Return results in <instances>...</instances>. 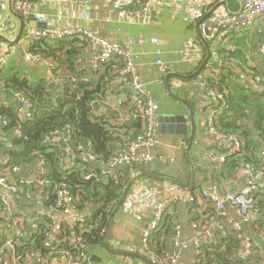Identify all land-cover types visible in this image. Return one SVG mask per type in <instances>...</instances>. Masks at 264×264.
<instances>
[{
	"label": "crops",
	"instance_id": "obj_1",
	"mask_svg": "<svg viewBox=\"0 0 264 264\" xmlns=\"http://www.w3.org/2000/svg\"><path fill=\"white\" fill-rule=\"evenodd\" d=\"M79 1H84V4H79ZM114 1L115 0H67L64 2L62 0L52 2L48 0H30V3L32 7L31 13L33 15L43 14L51 25L60 27H65L70 24L77 25L90 30V32L96 36L117 42L121 45L130 40H134L135 43L132 45V51L135 54L138 75L159 104L158 116H171L173 114L187 116L186 135L160 134L158 131L160 122L158 120V143L150 148L142 149L140 152V155H149L153 160L147 163H139L141 167L136 170L140 172L143 171L149 175L174 178L187 188L191 186L192 172L187 156V148L192 135V125L189 116L190 108L194 110L196 120V136L192 149V157L196 165L194 188L198 186L200 182L201 185H203V189L197 193L196 198L190 201L192 198L190 193H192L194 188L191 192L187 193L172 182H165L145 175H140L135 181L137 183L141 181L153 188L155 190L154 199L169 198L172 195L171 193L176 191L177 187L181 191L180 196L184 197L183 200H180L181 202L177 201L168 214V216H172V218L178 216L179 219V221L175 223L174 233L170 240L168 248V254L170 255L175 249L174 239L176 236V227L178 225L181 227V237L184 240L193 238V224L198 223L200 226L209 227L213 223V219L220 222L224 230L228 231L229 227L226 219L217 216L214 204L203 197V192L210 191L211 187L216 186L221 194H227L232 192L236 186H244L246 178L241 176L239 172L241 166H237L236 175L217 181V173L223 170L225 164L215 167L206 159L207 152L213 151L217 154H226L228 149L216 144L208 133L207 121L209 118L210 104L209 101L206 100L199 84H197L198 75L190 81H183L176 77H171L169 80L166 78L169 73L183 76L194 74L203 64L208 54L207 48L201 42L200 33L196 28L197 22L193 23L189 18L188 13L190 7L188 6V2H180L183 0H160L158 2L159 8L152 15L151 22L148 25H143L139 22H119L116 16L110 13L114 8ZM126 1L129 3L130 7L134 9L148 0ZM19 3V1H15L12 4L8 3L0 11V50L4 52L15 51L16 53L3 69L6 71L0 76L1 100L4 101L5 99L4 92L5 85L7 84V76L14 78L15 75H20L23 78H28L33 81H45L49 89H55L59 84L67 83L70 80L76 82L77 80L91 79L98 82H108V72L104 69L98 71L93 69V58L98 54V50L94 49L87 40L77 41L79 49H76V54L72 57L71 61L68 60L63 53L60 54V60L62 62H55L49 58H45L51 61L52 67L50 68L28 64L25 60V55L27 52H31L30 44L22 41V37L19 41L17 40L21 30H23L24 33L25 30L32 28V21L36 24L39 23H37L33 17H23L24 21L15 17L13 12L17 10ZM240 10V0H215L207 10V13L213 12L205 23L208 25V28L211 29L216 25L218 18L238 13ZM7 20H10V22H7ZM259 26L264 28V23L258 22L250 30L248 29L240 33L232 32L229 35H225L223 38L216 40V47H214L215 45H213V43L211 45L209 42L212 51L210 63L214 64L218 69L222 64L230 66L235 70L236 76H240L239 78L243 80L245 85L248 84L256 90L264 91V78L256 76L255 73L249 70L253 69L255 63L262 61L260 48L263 42L261 43V41H258V38L255 37V31ZM38 27L43 26L39 24ZM141 39L146 40V43L140 44L139 40ZM152 39H158L161 43L154 44L151 42ZM66 41L68 42L70 40ZM191 41L198 45L197 49L191 48L188 45ZM237 43L242 44L239 46L240 50H238L240 52L244 51L239 58L247 57L252 63L244 64L238 57L232 56L229 53L230 51L233 52ZM19 47L20 49H18ZM251 48H257V50L254 51ZM221 49H224L226 53H221ZM184 50L190 53L193 58V63H187L182 59L181 51ZM159 61L169 66L170 69L168 72L162 70ZM257 77L261 78L262 81L258 82ZM167 83H169L172 92L185 100L188 104L170 95ZM105 91L106 96L100 101V104L97 105L95 115L97 118H107L110 126H114L115 129H121L126 122L135 119V112L137 110L136 96L129 86L124 81L116 78V76L112 78ZM223 94L227 107L226 95L225 93ZM17 95L15 94L13 96V100L10 103L15 105V100H18V98H16ZM16 107L22 113V117H24V113L28 112L27 109ZM226 110L222 116H224ZM142 121V127L144 128L145 123L144 120ZM164 125H168V123H164ZM1 128L2 125L0 124V149L3 147L12 148L13 145L11 141L4 136ZM57 136L59 138L56 141H63L65 145H61L70 153L69 147H67V137L62 134ZM133 137H135V134L131 132L128 138L125 137L116 141L114 154H118L127 143L128 139ZM262 144L263 139L261 140L260 148L255 153V158L246 161L252 164L255 170L260 169L262 164ZM89 145L91 144L89 143ZM89 155L93 154L88 153L84 158L93 161L89 159ZM0 158H4V155H0ZM6 161L7 160L4 159L3 163ZM244 162H241V165ZM70 165H74L75 168V163L72 158L67 159L65 164L62 165V169ZM38 168L40 170L41 162ZM100 169L104 170L102 166ZM117 169L118 168H114L112 174L117 172ZM202 171L206 177L205 180L203 179L204 176L202 175ZM25 172L27 171H23L22 175L30 185L28 191L31 193V200L33 201L27 204V208L24 209V211L20 210V206L16 200L18 197L15 196L13 192L0 186V196L9 202V207L5 208L4 212L0 215V231H3L2 228H4L2 222H7L6 226L9 232L7 240L13 239L16 235V225L19 224L18 228L25 231L24 225H31V220H36L46 215L52 217L53 215L50 208L45 206V188L40 186L38 181L40 171H35L33 173L27 172L29 176H36V181H31L29 177L24 176ZM3 176L7 177V179L12 182V175L9 171L4 173ZM208 178L210 179L208 180ZM260 194H262V198H264V193L260 192ZM141 197L143 196L141 195ZM187 198H190V200H187ZM260 200L259 198L258 202ZM152 201L151 199L147 201L144 199L142 203L129 201L133 204V208L135 209L133 212L132 210H125L124 206H122L114 217L105 237L106 247L110 250L102 246L99 240L97 244L89 248V264H147L145 260L140 258V256H143L140 250L143 229L150 220L153 209ZM129 202L127 200L125 205ZM192 203H195L199 207L201 214L197 222L194 223L191 222V216L188 211L189 208L192 207ZM227 215L235 220H239L240 218L231 206L227 208ZM263 215L264 211L259 216H251L248 222L243 223L244 239H239L236 234L230 231V235H223L219 229L213 226L211 228V237L203 238V245H208V249L211 247L214 248L216 245H221L224 248L226 240L231 237H236L240 245V251L238 253L239 261H249L250 264H264V232L258 229L259 224L262 223L261 220ZM81 216L84 215L78 212H75L72 216H69V218L58 216V222L60 224L63 221L68 222V224L73 223L75 219L79 220L83 218ZM56 236L57 234L54 233L51 241H53ZM245 238L253 241V246L250 250L246 247L248 242ZM6 250L7 249H5V251ZM10 252L11 251L8 250L4 253L2 264H19L18 262L20 260L14 262L13 254ZM198 258L200 257L197 255L194 246L182 254L183 264H202ZM27 260H29V264L35 263V260L36 263L39 264L38 257L35 255H27Z\"/></svg>",
	"mask_w": 264,
	"mask_h": 264
},
{
	"label": "trees",
	"instance_id": "obj_2",
	"mask_svg": "<svg viewBox=\"0 0 264 264\" xmlns=\"http://www.w3.org/2000/svg\"><path fill=\"white\" fill-rule=\"evenodd\" d=\"M255 37L261 43L264 42L262 26H259L255 31ZM77 41L81 40L74 39L56 43V47L55 44L38 41L30 45V51L40 53L55 62H62L60 54L64 53V56L71 61L76 54V49H79ZM210 43L212 45L211 41ZM240 45L242 44L237 43V48L235 47L233 52L229 53L238 58L242 56L244 51H239ZM251 49L257 50V48ZM222 52L226 53L224 49H221ZM239 60H242L244 64L252 63L247 57H241ZM254 65L253 69L249 70L256 76L264 78V61H259ZM121 68L122 65L115 58L100 68V70L104 69L108 72V82L91 79L77 80L76 82L70 80L67 83L59 84L55 89H49L45 81H33L20 75H15L14 78L7 76L5 99L4 101L0 99V115L4 116L8 123L1 129L13 147L0 149V155H4V158H0V179L3 177L7 179L3 174L7 171L11 172L14 167L20 168L22 172H42L43 167L39 170L38 166L40 162H43L44 176L39 180L44 179L49 183L45 187V206L50 209L58 207L59 190L56 191V187L60 186L72 194L76 200V211L85 216V222L79 225L63 221L61 223L63 230L57 234L53 241L51 238L54 234V218L51 216H41L36 229L32 227V224L24 225L26 236L15 238L17 244L12 252L14 256L21 257L19 264H29L27 255H38L48 259L51 256L52 248L55 247L54 251H57V248L72 251L70 241L74 238L83 239L89 253V248L99 242L106 222L119 201L131 174L141 167L140 164L124 165L118 168L114 174L102 176L104 170L109 171L110 159L115 153V142L125 137L128 138L131 132L139 134L143 130V121L138 116L126 122L121 129H115L114 126H110L107 118H97L95 115L97 105L106 96L107 86L113 77L118 78V71ZM219 69L218 78H207L206 80L209 86L225 93L227 99L226 113L217 120L216 127L227 134L240 136L244 141V146L242 156L237 154L227 156L223 170L217 173V181L236 175L237 166H241V162L255 158L261 140L264 139V91L256 90L248 84L245 85L230 66L222 64ZM5 71L2 70L0 76ZM15 94H22L32 103V107L24 113V117L21 116L22 113L19 109L10 103ZM17 132L20 134L17 135ZM56 133L67 137V147H69L70 153L56 141L59 138ZM88 153L95 157L93 161L84 158ZM68 158H72L75 168L65 172L62 170V165ZM4 159L8 160L7 164L3 163ZM101 166L104 170L100 169ZM92 173L94 178L87 180L86 176ZM202 175L205 180L203 171ZM11 177L12 181L17 183L25 181L22 173L12 174ZM26 188L28 190L30 185ZM202 189L203 185L200 182L190 193L191 199L194 200ZM255 196L261 199L258 202V207L263 212V195L259 192ZM16 200L22 211L27 208V204L33 201L26 200L23 195ZM4 210V206L0 203V215ZM188 211L191 222H197L201 215L199 207L192 203V207ZM177 221H179L178 216L175 218L167 216L160 230L153 236L152 248L160 259L165 260L172 254V252L170 255L168 254V248ZM261 222L258 229L264 232V215ZM2 223L4 228H2L3 231H0V249L5 250L9 232L6 226L7 222L3 221ZM65 238H68L69 241L63 242ZM208 247V245L203 247L207 248L204 257L198 258L202 264H250L249 261H239L240 245L236 237L226 240L224 248L221 245L211 247L212 250ZM7 251L8 249L5 252ZM156 264H160V262Z\"/></svg>",
	"mask_w": 264,
	"mask_h": 264
},
{
	"label": "built area",
	"instance_id": "obj_3",
	"mask_svg": "<svg viewBox=\"0 0 264 264\" xmlns=\"http://www.w3.org/2000/svg\"><path fill=\"white\" fill-rule=\"evenodd\" d=\"M11 0H0V11L3 9ZM48 1H62V0H48ZM64 2L67 0H63ZM160 0H148L144 4L132 9L129 3L126 0H115L114 8L110 12L116 16L119 22H139L143 25H148L151 22L152 15L159 8ZM188 2L189 18L193 23H196L205 18L207 10L210 5L215 0H183L180 2ZM241 1V10L238 13L230 14L228 16L218 18L216 25L209 29V35L207 39L215 45L216 40L223 38L225 35H229L232 32L240 33L250 30L256 23H264V0H240ZM19 5L17 6V12L21 14L24 18L33 17V19L43 27L29 28L25 30L22 35V41L27 44H33L38 41H46L51 44H56L64 42L66 40H87L90 42L91 46L98 50V54L93 58V69L95 71L100 70V68L110 61L116 58L119 60L122 68L118 71V79L124 81L129 88L134 92L136 96V106L137 110L135 116L140 117L144 120V128L141 133L135 134V137L128 139L127 143L122 147L121 151L118 154H113L109 171L104 170L102 176L112 174L114 168H119L124 165H135L139 163H147L153 159L149 155L141 154L142 149H147L152 146H155L158 143V109L159 104L157 100L153 97L151 92L148 90L145 83H143L138 75L137 65L135 62V54L132 51V45L135 43L134 40H130L126 43L118 44L99 36L94 35L90 30L77 25H67L65 27L55 26L48 23L47 18L43 14L33 15L32 7L30 0H20ZM79 4H84V1H79ZM10 22V20H7ZM38 24V25H39ZM207 24L204 23L202 28H205ZM208 27V25H207ZM21 41V42H22ZM20 42V43H21ZM152 43L160 44L161 42L158 39H152ZM140 44L146 43V40H139ZM191 48L197 49V44L193 41L188 44ZM216 47V45L214 46ZM20 49V47L18 48ZM16 50V49H15ZM182 59L187 63H193V58L187 50L181 51ZM15 51L4 52L0 50V71L3 70L10 59L15 56ZM261 58L264 61V42L260 48ZM25 60L28 64L36 66H46L52 67L50 60L45 59V57L36 52H27L25 55ZM164 72L169 71V66L159 61ZM220 71L214 66V64H208L203 71L197 76V84H199L205 98L209 101V118L207 121L208 133L213 138V141L221 146H224L228 149L226 154H217L213 151L206 153V159L215 167L223 165L227 161V156L230 154H237L242 156L244 141L238 135L227 134L224 131H220L216 127L217 120L223 115L226 110L225 97L222 92L217 88L211 87L207 84L206 80L208 77L212 79L218 78ZM257 81L261 82L262 79L257 77ZM264 87V86H263ZM16 98L23 104L24 109L27 111L32 107L30 100H27L23 95H17ZM8 121L4 116L0 115V124L2 126L7 125ZM17 135L20 133L17 132ZM56 135H60L56 133ZM81 149V148H80ZM261 160L262 164L260 169L255 170V167L248 163L244 162L239 168L241 176L246 178L244 186H236L232 192L227 194H221L219 189L216 186L211 187L210 191H204L203 197L207 198L212 204H214L216 214L222 219H226L227 225L229 227L228 231L224 230L220 222L213 219V223L209 227L200 226V224H193L194 236L191 239L184 240L181 237V227L178 225L176 227V236L174 239V251L172 254L165 260L160 259L159 256L155 253V250L152 248V239L153 236L160 230L161 225L165 221L166 216L171 212L172 208L175 206L177 201L183 200L184 197L180 196V189L177 187L176 191L171 193L172 195L169 198L165 199H154L155 190L151 188L146 183L139 181L135 182L128 194L126 201L131 202H140L142 203L145 199L153 200V209L151 212L150 220L146 223L143 233H142V244H141V253L146 258L150 259L152 262L160 264H183L182 254L192 246L196 248L197 255L200 258L204 257L205 250L203 245V238L211 237V228L215 226L222 232L223 235H230V232L236 234L239 239H244L243 234V223H246L250 220L251 216H259L262 214V211L258 207V198L255 194L259 192H264V139L261 149ZM90 160H94L93 155H89ZM8 160L4 162L7 164ZM41 167H44L43 162H41ZM74 168V165L64 167L62 170L67 172L68 170ZM22 173L20 168L14 167L10 172L12 175H19ZM9 174V173H8ZM44 176V169L39 174V179ZM94 178V175L86 176L87 180ZM39 185L46 187L49 185L48 181L42 179L38 180ZM28 182L20 181L17 183L15 181L10 182L6 178L0 179V186L6 190H9L15 194L18 198H21V195L25 196L27 200H31L32 195L27 190ZM59 190V191H58ZM58 191V209L51 208L53 212V230L54 233L59 234L63 230V225L58 222V216L64 218H69L76 211V200L72 194L61 188L60 186L56 187ZM141 195L143 197H141ZM190 200V198H187ZM124 202L123 206L127 211H135L133 204L131 202ZM190 201H193L191 199ZM0 203L4 208L9 207V202L0 196ZM231 206L232 209L236 211L239 215V220H235L227 215V208ZM131 212V213H132ZM61 217V218H62ZM83 218L76 220L71 223L83 224L85 222V216ZM38 220H31L33 228H37ZM19 227V224L15 226L17 233L13 239L6 241L5 248L13 252L16 248L15 238H21L26 236V233L22 231ZM65 227V226H64ZM24 233V234H23ZM247 248L250 250L253 246V241L248 240ZM69 241L68 238H65L63 242ZM72 246V251L68 250H59L56 247L52 248L51 256L48 259H44L38 255L39 264H89L90 255L87 252V246L83 243V239L74 238L70 241ZM216 245V244H215ZM5 250L0 249V264H2ZM14 262L21 259L20 256L16 257L13 255Z\"/></svg>",
	"mask_w": 264,
	"mask_h": 264
},
{
	"label": "water",
	"instance_id": "obj_4",
	"mask_svg": "<svg viewBox=\"0 0 264 264\" xmlns=\"http://www.w3.org/2000/svg\"><path fill=\"white\" fill-rule=\"evenodd\" d=\"M15 1H20V0H11L9 2V4H12ZM212 12L207 13V15L205 16L204 19H202V20H200V21H198L196 23V28H197V30L200 33L201 42L205 45V47L207 48V52H208L205 61L203 62V64L200 66V68L194 74L189 75V76H183V75H180V74L169 73L167 75V77H166L167 80H169L171 77H176V78H179V79H181L183 81L193 80L210 63L211 57H212V51H211L209 40L207 39V37L209 35V28L208 27L202 28V25L206 22L208 17L210 15H212ZM13 14H14L15 17H17L20 20L24 21L23 16H21V14H19L17 11H14ZM32 22H33V24H32L31 27L32 28H37L38 24H36L34 21H32ZM22 34H23V30H21L20 36H19L17 41H19L21 39ZM167 84H168V92H169L170 95H172L173 97H175L176 99H178V100H180L182 102L187 103L185 100L181 99L179 96H177L175 93H173L171 88H170V86H169V83H167ZM15 105L18 106L21 109L24 108L23 104L19 100H15ZM189 116H190L191 125H192V135H191L190 142H189V145H188V148H187V156H188V159H189V162H190L191 172H192L191 186L187 188L183 184H181L178 180H176L174 178H165V177H161V176H158V175H149V174H146L143 171L140 172L138 170H135L131 174V176H130L127 184H126L125 189L123 190V193H122L119 201L117 202L115 208L113 209V211H112L109 219L107 220L106 225H105V227H104V229L102 231V234H101V237H100V244L102 246H104L106 249H108V248L106 247L105 237H106V235H107V233H108V231L110 229V226H111V224L113 222V219L116 216V214L120 211V209L122 208V206H123L124 202L126 201V199L128 197V194H129L134 182L140 177V175H145L147 177L150 176V177H153L154 179H159V180H162V181H165V182H172L175 185H177L181 190H183V191H185L187 193L191 192L192 189L194 188L195 176H196V165H195L193 157H192V151H193L192 149H193V145H194V139H195V136H196V120H195V113H194V110L192 108H190V115ZM158 120L160 122V126L158 128V131H159L160 134H179V135H186L187 134V120H188V118L185 115H175V114H173L171 116H166V115L165 116H163V115L161 116L160 115V116H158ZM164 123H168V125H164ZM59 143L62 144L63 146L65 145V143L63 141H59ZM24 176L29 177L31 181H36V176H34V175L29 176L27 174V172L24 173ZM108 250H110V249H108ZM140 258L145 260L147 262V264H156V263L152 262L150 259H148V258H146L144 256H140Z\"/></svg>",
	"mask_w": 264,
	"mask_h": 264
}]
</instances>
